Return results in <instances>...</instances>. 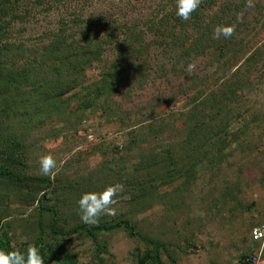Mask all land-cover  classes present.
Instances as JSON below:
<instances>
[{"label":"rangeland","instance_id":"374dc122","mask_svg":"<svg viewBox=\"0 0 264 264\" xmlns=\"http://www.w3.org/2000/svg\"><path fill=\"white\" fill-rule=\"evenodd\" d=\"M20 2L31 15L0 41V170L15 176H0V232L12 249L35 245L47 264H240L264 253L248 236L264 223V0H202L187 21L176 0ZM228 24L234 35L214 38ZM86 35L110 42L77 50ZM49 152L54 176L40 171ZM115 184V215L97 224L124 219L137 235L119 227L91 241L77 201Z\"/></svg>","mask_w":264,"mask_h":264},{"label":"clouds","instance_id":"9594fccd","mask_svg":"<svg viewBox=\"0 0 264 264\" xmlns=\"http://www.w3.org/2000/svg\"><path fill=\"white\" fill-rule=\"evenodd\" d=\"M202 0H176V15L187 21L191 18L201 5ZM246 6L251 7L252 0H246ZM238 22H243L241 16H237ZM236 25H217L213 29L214 38H231L235 33ZM195 69L194 63H189L186 73L191 75ZM40 171L44 175L54 176L57 162L49 153H45L39 158ZM123 191V185H107L99 191H86L81 194L77 201L80 219L84 224L95 225L102 215H115V205L118 201L116 197ZM0 264H44V258L40 250L35 245H29L26 251L20 249L3 250L0 249Z\"/></svg>","mask_w":264,"mask_h":264},{"label":"trees","instance_id":"16d2710c","mask_svg":"<svg viewBox=\"0 0 264 264\" xmlns=\"http://www.w3.org/2000/svg\"><path fill=\"white\" fill-rule=\"evenodd\" d=\"M20 1H22V0H0V41H1V39H3L4 43H8L7 39H8L9 34L7 32V29L9 27L10 23L15 22V21L19 22L23 19H26L29 15H31L30 9L28 7H24V6L22 7ZM31 1L37 2V3L43 2V3H45L44 7L46 9L51 8L50 0H31ZM69 8H71V7H69ZM71 13H74V16L78 15L77 14L78 12L75 13L73 11V9H71ZM96 19L97 20L103 19V17H98ZM76 20L78 21L79 24L82 23L80 18L76 19ZM60 22H61V20H60ZM110 27L113 29V27H115V26H110ZM62 31L63 30H61L59 28L58 33L60 34V36H63L61 34ZM84 32L86 33L87 29H85ZM107 37H108V39H110V34H108ZM124 37L127 39H131L132 37H134V32L130 30V31H128V34L124 35ZM106 41L110 42V40H106ZM106 41L105 40L104 41H101V40L91 41V40H89L88 36L86 35L83 37L82 42L77 45V50H80V51L90 50L93 53H95L96 51H94L92 47H94L95 49H98L101 47V45L103 43H106ZM124 43L128 44L127 42H124ZM55 47L58 48V46H55ZM55 53H57V52L55 51L54 54ZM58 56L59 55H57L56 58L58 59V61L60 63H62L61 65H63L64 61L63 60L60 61ZM91 57H93V56H91ZM91 57L85 58L84 60L81 59V60L72 61V62L67 61V62H65V63H67L65 66V69H75L80 64V62H83V63L85 61L87 62L88 60L91 59ZM120 66H121V59L118 58V59H116L115 65H112L110 68H108L106 70L104 76H102L103 80H106L107 78L115 76L116 72ZM58 67H61L60 64L58 66H56L55 68H58ZM8 162L11 163L13 161L8 160ZM0 176H5V177L11 178V179L15 178L14 174L11 173L9 170H3V171L0 170ZM119 227H123L129 235H137V233L132 230V227L124 219L112 221V222H109L107 224H95V225L84 228V231H85V234L88 236V238L91 241H95V239H96L95 234H94L95 231H109L112 229H117ZM77 229H78V226L73 227L68 231H59V230L56 231V230L50 228L49 232L51 234L69 235L71 233L76 232ZM139 237H140V239H144L145 241H147L149 243H153L155 246L159 245L156 242H154L148 238H145L142 235H139ZM0 249H3V250H11L12 249V247L9 244L7 236L3 232H0ZM39 250H40L41 255L44 258V264H47L48 252H45L42 248H39ZM156 261H157V264H162V262L158 258L156 259ZM139 262L141 263L142 261L139 260Z\"/></svg>","mask_w":264,"mask_h":264},{"label":"built area","instance_id":"2783aa9c","mask_svg":"<svg viewBox=\"0 0 264 264\" xmlns=\"http://www.w3.org/2000/svg\"><path fill=\"white\" fill-rule=\"evenodd\" d=\"M249 240L259 242L264 239V223L253 226L248 233ZM240 264H264V253L259 249L251 254L243 255Z\"/></svg>","mask_w":264,"mask_h":264}]
</instances>
